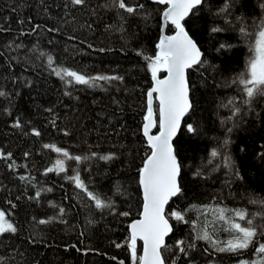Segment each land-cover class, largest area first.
Instances as JSON below:
<instances>
[{
    "label": "trees",
    "instance_id": "obj_1",
    "mask_svg": "<svg viewBox=\"0 0 264 264\" xmlns=\"http://www.w3.org/2000/svg\"><path fill=\"white\" fill-rule=\"evenodd\" d=\"M125 3L144 8L129 14L111 0L83 5L0 0V92L5 93L0 96V210L18 229L0 234V264H132L129 226L140 219L143 205L138 170L150 153L142 131L146 93L153 85L145 57L157 52L166 6L154 0ZM262 21L264 0H205L185 22L206 63L187 73L193 107L174 141L182 191L169 200L165 213L173 226L162 250L166 264H239L257 258L252 248L217 252L196 236L208 222L213 239L232 238L223 222L210 223L214 216L206 209L216 206L245 210L249 218L259 214L254 223L264 224V205L250 202L264 200V97L245 104L241 86L233 83L245 69ZM174 33L168 25L167 34ZM48 56L52 67L86 78L122 79L94 87L68 83L70 78L61 79L48 66ZM188 124L197 131L188 132ZM46 144L90 158L66 160L65 172L46 173L63 158ZM109 155L110 160L99 158ZM77 172L111 208L97 209L68 179ZM173 211L184 220L171 217ZM257 239L264 242V236ZM178 241L195 247L182 253ZM141 251L138 242V256Z\"/></svg>",
    "mask_w": 264,
    "mask_h": 264
},
{
    "label": "snow or ice",
    "instance_id": "obj_2",
    "mask_svg": "<svg viewBox=\"0 0 264 264\" xmlns=\"http://www.w3.org/2000/svg\"><path fill=\"white\" fill-rule=\"evenodd\" d=\"M156 4L165 5L163 11L164 25H171L175 29L173 35H161L156 44L157 52L154 57H145L148 61V70L151 72L153 86L147 91V114L144 116L143 135L147 138V145L150 153L143 160L142 167L138 170V183L142 188L143 205L141 218L130 224V236L128 247L131 253L132 264H165L162 250H167L168 245L165 238L172 232V226L165 215V206L173 197L181 194V186L178 178L181 174V165L177 159L176 150L173 146V138L181 127V121L192 109L193 105L189 97L190 86L187 72L200 66L206 61L202 60L203 53L198 47L196 41L189 35L185 29V20L194 10L202 6L205 0H154ZM73 5H83L85 0H71ZM111 5L122 9L129 14L136 13L143 9L144 5L129 6L125 0H111ZM109 6V5H106ZM225 4L223 13L227 10ZM123 19V17H121ZM147 18V16L145 17ZM22 23V21H21ZM212 31H219L213 28ZM242 35H249L245 28H241ZM225 47L221 45V48ZM251 55L246 63L245 69L233 83L241 86L240 90L245 96L244 103L251 104L257 97H264V21L261 22L260 29L255 35L254 43L250 46ZM53 58L48 56V66L61 79H68V83L96 86L98 81L120 80L118 76H93L85 77L76 71L62 67H52ZM163 71L167 75L161 79L159 73ZM5 93L0 92V96ZM154 100L158 101V112L154 109ZM232 103V101H229ZM240 111L234 109V114ZM158 114V121L157 116ZM19 123L16 127H19ZM159 129L158 133L153 135L152 129ZM187 131L195 133L197 129L193 125H187ZM231 131V129H229ZM39 136V132H35ZM67 134V133H66ZM227 144V140L225 141ZM45 148H51L54 152L63 158H57L54 165L46 169L47 172L63 173L66 171L65 161L75 160L78 163L87 160L88 156H72L67 150L56 147L55 145H44ZM2 155V154H0ZM9 157L11 154H8ZM27 155V153L25 154ZM93 156L96 154L93 153ZM218 152L213 150L212 157H216ZM100 159L110 160L113 157L101 156ZM224 164L232 168L230 157H224ZM201 173L197 172L196 175ZM238 176V173H236ZM22 180L27 177H20ZM72 180L78 189L86 193L87 197L94 201L97 209L111 208L112 204L102 200L98 195L88 190L85 183L80 179L77 172L68 177ZM50 191V189H49ZM40 192L36 193L39 197ZM254 204L264 205V200L253 199ZM13 207H15L13 205ZM206 211L213 213L214 219L210 223L217 221L223 222L224 231L231 233L232 238L226 242L213 239L212 234L205 228L197 233V240L208 242L217 252L241 253L250 248L253 249L256 259L247 261L241 260L239 264H264V242L258 241V236H264V224L254 223L255 215L249 218L248 213L242 209H227L216 206L208 208ZM64 209H60L61 215ZM231 213V215H228ZM5 211L0 210V234L13 233L18 229L7 218ZM121 215L127 216L124 212ZM177 221H183L184 216L180 212L170 213ZM240 221V222H238ZM49 220H40V224L49 223ZM243 222V223H241ZM195 227V226H194ZM143 242V254L137 255V241ZM121 247L120 244L116 245ZM177 247L180 252L187 254L188 248H194L195 244H188L185 247L184 241H178ZM207 251V249H206ZM123 264V262H121Z\"/></svg>",
    "mask_w": 264,
    "mask_h": 264
},
{
    "label": "water",
    "instance_id": "obj_3",
    "mask_svg": "<svg viewBox=\"0 0 264 264\" xmlns=\"http://www.w3.org/2000/svg\"><path fill=\"white\" fill-rule=\"evenodd\" d=\"M191 15V14H190ZM190 15H189V17H190ZM189 17H187L186 18V20H185V22L187 21V19L189 18ZM184 22V23H185ZM167 27L168 26H165L164 25V21H163V15H162V30H161V35H168L167 34ZM186 29V28H185ZM173 35V34H172ZM188 73V72H187ZM167 75V73L165 72V76ZM165 76H163V77H160V74H159V77L161 78V79H163ZM153 86V85H152ZM189 97H190V93H189ZM191 100V99H190ZM158 105V101H155L154 100V109H155V105ZM191 111V110H190ZM189 111V112H190ZM157 112H158V109H157ZM189 114V113H188ZM187 114V115H188ZM186 115V116H187ZM186 116L183 118V120L181 121V127H182V124H183V121H184V119L186 118ZM156 118H157V121H158V114H157V116H156ZM181 127H180V129L178 130V132H177V134H176V136L173 138V146H174V141H175V139L177 138V136H178V134H179V132H180V130H181ZM158 128V127H157ZM157 128H154V129H152V134L153 135H155V134H157L158 133V131L157 132H155L156 131V129ZM145 137V136H144ZM146 138V137H145ZM146 141H147V138H146ZM174 149H175V147H174ZM177 159H178V157H177ZM178 161H179V159H178ZM180 163V162H179ZM180 177H181V174H180ZM180 177L178 178V180H179V183H180ZM142 189V188H141ZM166 210H167V205L165 206V213H166ZM166 215V214H165ZM141 218V217H140ZM169 224L172 226V224H171V222H170V220H169ZM172 233H173V226H172V232L171 233H169V235L165 238V243H167V240L169 239V237L172 235ZM138 242H141L142 243V251H141V255L143 254V242L142 241H137V243ZM166 264V263H165Z\"/></svg>",
    "mask_w": 264,
    "mask_h": 264
},
{
    "label": "bare ground",
    "instance_id": "obj_4",
    "mask_svg": "<svg viewBox=\"0 0 264 264\" xmlns=\"http://www.w3.org/2000/svg\"><path fill=\"white\" fill-rule=\"evenodd\" d=\"M210 147V146H209ZM212 148V147H211ZM181 186V185H180Z\"/></svg>",
    "mask_w": 264,
    "mask_h": 264
},
{
    "label": "rangeland",
    "instance_id": "obj_5",
    "mask_svg": "<svg viewBox=\"0 0 264 264\" xmlns=\"http://www.w3.org/2000/svg\"><path fill=\"white\" fill-rule=\"evenodd\" d=\"M174 218V217H173Z\"/></svg>",
    "mask_w": 264,
    "mask_h": 264
}]
</instances>
